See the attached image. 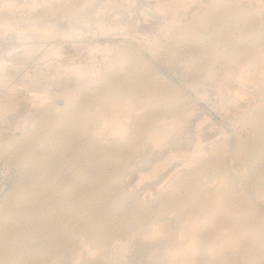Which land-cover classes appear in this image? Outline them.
Returning <instances> with one entry per match:
<instances>
[{"label": "rangeland", "instance_id": "1", "mask_svg": "<svg viewBox=\"0 0 264 264\" xmlns=\"http://www.w3.org/2000/svg\"><path fill=\"white\" fill-rule=\"evenodd\" d=\"M0 264H264V0H0Z\"/></svg>", "mask_w": 264, "mask_h": 264}, {"label": "bare ground", "instance_id": "2", "mask_svg": "<svg viewBox=\"0 0 264 264\" xmlns=\"http://www.w3.org/2000/svg\"><path fill=\"white\" fill-rule=\"evenodd\" d=\"M87 131V134L89 135V137H91L92 138V136L90 135V133H89V130L87 129L86 130ZM91 138H90V140H91ZM92 142H95L93 139L91 140ZM98 143V142H97ZM127 144V143H126ZM51 190H53V189H51ZM54 191V190H53ZM52 192V191H51ZM48 193V192H47ZM53 193V192H52ZM50 194V193H49ZM51 200V199H50ZM51 203V202H50Z\"/></svg>", "mask_w": 264, "mask_h": 264}]
</instances>
